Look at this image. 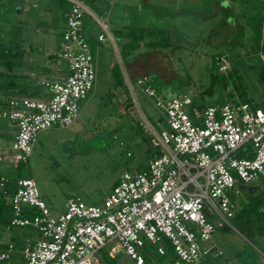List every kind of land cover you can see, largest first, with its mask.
Instances as JSON below:
<instances>
[{"label": "built area", "instance_id": "obj_1", "mask_svg": "<svg viewBox=\"0 0 264 264\" xmlns=\"http://www.w3.org/2000/svg\"><path fill=\"white\" fill-rule=\"evenodd\" d=\"M68 2L61 32L64 78L42 81L49 91L44 100H10L1 112L14 125L11 147L22 163L39 131L65 127L77 117L96 80L81 28L84 6L80 0ZM106 37V26L100 23L96 40ZM145 81L135 79L143 93L155 98L162 115L156 130L138 108L139 123L156 151L145 167L123 170L100 203L68 197L57 216L50 215L32 178H18L7 197L9 225L28 227L35 237L23 238L19 250L8 243L0 261L17 255L21 264H102L97 252L113 240L133 264H164L158 260L162 257L169 264H198L221 253L206 242L215 227L229 225L232 204L225 192L237 195V183L264 176V102L205 103L198 108L188 94L160 99Z\"/></svg>", "mask_w": 264, "mask_h": 264}, {"label": "rangeland", "instance_id": "obj_2", "mask_svg": "<svg viewBox=\"0 0 264 264\" xmlns=\"http://www.w3.org/2000/svg\"><path fill=\"white\" fill-rule=\"evenodd\" d=\"M129 1H133L136 7H127L129 15L126 20L130 26L127 25L126 30L138 32L160 28L166 32L169 45L148 48L142 40L138 42V48L127 54L125 41L120 44L114 41L113 45L105 38L98 44L95 41L91 46L89 44L96 66V80L86 99L80 103L77 117L65 127L53 126L39 131L27 161L16 164L20 177L34 180L39 197L52 216L64 211V204L71 196L87 204L100 203L123 170L145 167L150 146L139 123V110L156 130L161 129L162 115L154 106L155 98L139 89L136 78L145 79L143 77L150 74L151 80L145 82L151 84L160 99L184 93L199 104L221 105L233 99L237 101L233 85L240 84L248 97L259 104L264 102V81L258 80V68L250 67L259 61L264 64V6L258 8L260 28H254L255 18H245L251 25L252 34L248 36L246 32L248 40L239 46L235 45L238 43L235 31L232 36L226 34L230 28L223 24L221 17L212 20L214 24L221 22V25L215 26L216 32L206 39L205 29L212 26H205L204 20L200 22L198 12L204 7L201 0H191L190 7L188 2L173 0ZM179 5L189 7L187 11L192 14L183 16L180 12L179 16L172 15ZM233 5L238 6L245 16L247 9L256 11L254 0H236ZM37 10L36 3L28 6L31 19ZM20 19L22 21L21 16ZM19 27L21 39L31 36L37 45H48L57 37V33L50 30L43 35L34 31L29 35L22 25ZM109 30L113 36V30L110 27ZM216 53L219 56H211ZM113 68L120 73L122 85H116ZM132 77L135 79L131 80ZM206 87H211V92L202 95L200 91ZM246 185L250 187L239 195L243 204L248 203V193L256 194L257 190L263 189L264 176ZM234 206L235 215L229 219V225L216 227L211 235V241L220 247L222 255L209 259L217 264L229 260V264H253L254 261L260 264L264 261V237L251 219L236 214L240 207L238 201ZM8 238L7 229L0 225V250L3 249L1 243ZM97 255L102 264H106L104 260L133 264L115 240L107 243ZM4 263L11 261H0V264Z\"/></svg>", "mask_w": 264, "mask_h": 264}, {"label": "crops", "instance_id": "obj_3", "mask_svg": "<svg viewBox=\"0 0 264 264\" xmlns=\"http://www.w3.org/2000/svg\"><path fill=\"white\" fill-rule=\"evenodd\" d=\"M11 1V13L8 12L6 14V29L8 35L7 58L10 61V64L7 70L5 71L6 77H0V118L3 119V121L0 122V169L3 173L10 177L15 175L16 164L18 163L16 152L11 147L12 136L15 129L14 125L10 121L1 116V112L7 109L8 102L10 100H19L23 98L32 100H44L48 97L49 91L42 85V81L44 79L62 80L64 78L66 74V64L61 57L63 46L61 32L65 25V12L69 5L68 0ZM177 1L184 2V4H187L188 2V5L191 2V0H173V2ZM131 2L129 0H87V2H82L84 6V11L82 13L81 28L84 38L88 43V46L89 44L91 46V43L93 41H95V43L97 44L100 43L96 40V36L100 32V23H103L106 26L108 32V37L106 38H108V40H110L113 45H115L114 41H118L120 44L122 41L126 42L128 40V31L126 30V26H130V24L126 20L129 15L127 7H136V4H133V1ZM33 3H36V8L38 10L33 19H31L29 17V11L27 10L28 6ZM200 3L202 4L201 6H204L201 7V10L198 12L200 22H203L204 20L205 26H211L213 25L212 20L214 18L222 17V11H224L227 2L225 0H201ZM230 4L232 7L238 8V6L233 5V2H230ZM189 7H186L185 5H179V9H175L172 15L179 16L180 12H182L183 16L188 14L190 16L192 14L191 11H187ZM20 16L22 17V21L20 19ZM99 16H101L102 19H100ZM19 25H22L24 31L29 33V35L32 31L37 32L41 35L45 34L49 30L56 32V40L44 46L43 43H41L40 45L33 43L31 36H25L21 39L19 35L22 32L20 33ZM109 27L114 32L113 36L110 33ZM215 32V27L211 29L206 28V39L208 40V38H210L209 36L214 34ZM114 50L116 51V46H114ZM2 70L3 68L2 66H0V71ZM255 184L256 183L252 185ZM237 185L239 187V193L237 195H234L232 191L225 192V195L228 197L229 202L233 206L232 211L233 208H235V201L239 202L240 200L239 195H241L242 191L245 188L250 187V185L245 186V184L237 183ZM8 196L9 195H4V198L7 200V202ZM232 217H234V211L232 212ZM249 219H251L254 225H257V222L251 216L249 217ZM221 226L222 225L217 227ZM26 228L28 227H6L9 238L1 243L3 249H1L0 252H3L6 249L8 243H12L15 249L19 250L21 245L17 246V244L13 243L10 240L11 236H17L20 241L19 243L21 244L22 239L25 237L34 238L35 232L30 228H28L29 231H26ZM260 235L264 237V234L260 233ZM206 245L212 249L219 250L221 253L216 256L210 255L207 258L201 260V263H199L217 264L215 261L212 262L209 258L218 257L222 255V250L220 249V247H218L215 243L211 241V237L206 242ZM4 261H11V263L4 264L22 263L21 259L17 255L12 256ZM229 263L230 260L219 262L218 264ZM246 263L248 264V262H245L244 264ZM259 263L264 264V261L262 260ZM253 264H258V262L256 263L254 261Z\"/></svg>", "mask_w": 264, "mask_h": 264}, {"label": "trees", "instance_id": "obj_4", "mask_svg": "<svg viewBox=\"0 0 264 264\" xmlns=\"http://www.w3.org/2000/svg\"><path fill=\"white\" fill-rule=\"evenodd\" d=\"M226 3V7L224 9V11H222L221 14V20L223 21L224 25H228L230 30H228L229 32H227L226 30V34H230V36H232V31H235L234 33L237 35V41L238 43L235 45H239L242 46V43L245 42L246 40H248V37L246 38L245 34L246 32L249 33L248 36H251L252 31H251V25L250 23H247V21L245 20V18L247 17H253L256 19V22L254 24V28L258 29L260 28V16L258 14V8H262L264 6V0H254L255 6H256V11H249V9H247L246 11L247 16H245L244 12L241 11L239 8H235L232 7L230 2H234L236 0H225ZM244 1V0H243ZM11 0H0V66H2L3 70L0 71V77H6V70L9 67L10 61L7 58V52H8V42H7V29H6V24H7V18H6V14L9 12L11 13ZM255 10V9H253ZM199 11V9H198ZM256 12L258 15L256 16ZM197 16V15H196ZM237 19H240V22L237 21ZM221 25V22L211 25L212 28H214L215 26L219 27ZM235 27V28H234ZM250 27V28H249ZM233 28V29H232ZM225 29V28H224ZM128 40L126 41L127 43V54L128 52L132 51L135 48H138V42L144 40L143 45L148 47V48H154L157 46H168L169 42H168V38L166 35V32L160 28L158 29H151V30H142V31H138V32H132V30L128 31ZM253 37V35H252ZM232 43V42H230ZM233 44V43H232ZM126 45V44H124ZM141 46V45H140ZM222 55V53H220ZM219 56L218 53L216 54H211V56ZM250 67H257L259 72H258V80L259 81H264V64L263 62L259 61V62H255L254 65H251ZM112 75L113 78L116 82V85H122V79L120 78V73L118 72V70H116L115 68H113L112 70ZM237 78H239V75H237ZM146 80H151L150 74L147 75V77H143ZM135 78H131V80H134ZM238 81V80H237ZM213 82V80H212ZM211 82V84H213ZM222 84L224 83L223 80H221ZM233 87L235 88L237 94H236V98L237 101H245L250 105H253L255 102L252 97H248L247 93L245 91V89L243 87H240V84L238 86L233 85ZM240 87V88H239ZM211 92V87H206L204 89H202L200 91V93L202 95L205 94H210ZM232 101H235V99H233ZM203 104H200L198 106L201 107ZM147 157H151L153 156L156 151H154L153 149H151L150 147L147 149ZM236 155L238 157H240L242 154L240 151H238L236 153ZM22 162H19L17 164H20ZM0 177L4 178V184L2 187H0V225H2L3 227H11L9 225V218L11 216V210H10V205L7 202V200L4 198V195H10L15 191L16 188V179L20 178V174L18 172V169L16 170L15 175H13L12 177L7 176L5 173L2 172V170L0 169ZM248 203L247 204H243L241 201H239L238 203L240 204L239 209H237L236 214H239V216L245 215L246 218H249L250 216L257 222V229L258 232L261 234H264V188L262 190H257L256 194H252V193H248V195L246 196ZM233 207V206H232ZM248 208V209H246ZM23 210H26L28 212L31 213V209L28 208H23ZM233 212V211H232ZM235 215V214H234ZM10 240L17 244V246H20L21 243H19V239L17 238V236H11ZM159 261H163L165 264H169V262H167V260L165 258H159ZM104 262L106 264H116L113 260H104Z\"/></svg>", "mask_w": 264, "mask_h": 264}]
</instances>
